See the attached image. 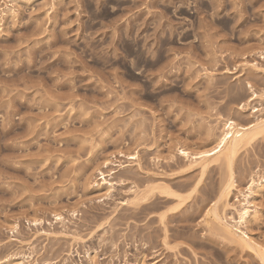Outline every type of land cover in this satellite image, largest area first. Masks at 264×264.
<instances>
[{"label": "rangeland", "instance_id": "374dc122", "mask_svg": "<svg viewBox=\"0 0 264 264\" xmlns=\"http://www.w3.org/2000/svg\"><path fill=\"white\" fill-rule=\"evenodd\" d=\"M261 117L264 0H0V264H263L207 215L238 219L227 166L180 152ZM233 173L264 177V133Z\"/></svg>", "mask_w": 264, "mask_h": 264}, {"label": "bare ground", "instance_id": "6f19581e", "mask_svg": "<svg viewBox=\"0 0 264 264\" xmlns=\"http://www.w3.org/2000/svg\"><path fill=\"white\" fill-rule=\"evenodd\" d=\"M223 124L224 128L222 129L221 134L215 137L214 144H212L213 146L210 149L197 153H191L192 151L190 152L181 149L180 152L190 160L191 164L198 165L203 173L206 172L211 165L220 161L227 166L228 176L224 184V193L221 197L225 198L226 203H224V209L226 210V207L230 206L227 202L230 193L233 190H237L238 193H240L244 201L241 204V209H238V211L236 210L238 212V219L233 215H228L225 211L220 212L217 205H213L214 207L208 211L207 215L216 222V226H218L219 230L227 236H230L233 241L237 242L242 247L254 249L264 264V246L256 241L250 231L244 228V225L247 224L248 220L257 214V204L255 205V201L258 191L261 192L264 190V177L259 180H256L255 178L252 179L247 190L242 191L237 188L233 173L234 161L241 149L264 133V117L258 118L255 122L252 121V123L248 125L238 124L237 121L233 119H225ZM162 193L181 197V194L173 191L169 187L162 190ZM210 221L207 220V223L209 224ZM16 225L17 224H15V226ZM31 256L32 255L29 254H20L12 256L10 260L15 264H25V261L30 260Z\"/></svg>", "mask_w": 264, "mask_h": 264}]
</instances>
